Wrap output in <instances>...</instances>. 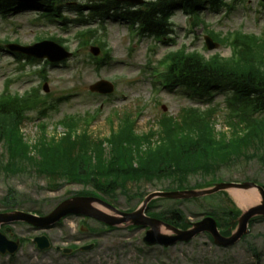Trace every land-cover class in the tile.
Here are the masks:
<instances>
[{
	"label": "rangeland",
	"instance_id": "374dc122",
	"mask_svg": "<svg viewBox=\"0 0 264 264\" xmlns=\"http://www.w3.org/2000/svg\"><path fill=\"white\" fill-rule=\"evenodd\" d=\"M224 1L228 4L234 2V0ZM242 1H244L243 4H236V7L230 11L227 7L220 10H214L210 6L204 8L201 14L204 23L200 24L194 21V18L190 19L187 17L188 15L178 11L173 18L175 32L173 34L175 40L173 45H164L154 38L140 39L135 37L130 40V27L128 24L118 20L109 21L106 24V30L99 28L97 34L99 39H105L107 49L110 52L106 64L99 71L96 69V63L89 57L90 47L79 52L66 63L45 67L46 72L43 76H47L48 79L50 102L60 100L65 96H70V98L63 99L60 104L58 103L59 105L55 106L44 120L38 121L37 112L29 113L27 117L31 120L26 119L23 123L24 135L28 140H34L38 134L37 125L40 123L46 125L49 135L52 136L54 135L56 123L63 119L66 114H84L86 111L92 113L98 108H101V114L96 123L89 128L92 133L99 135V137L93 136L94 138H103L110 135L111 128L108 117H113L115 112L119 115L129 112L136 119V132L144 134L154 128L151 125L155 124L154 121L163 112L176 116L183 107L192 105L202 110L217 105L215 107V116L218 120L217 127L219 131L225 130L223 120L227 112L224 104L226 94L220 93L212 99L213 102L206 103L205 101L203 104H199V100H190L185 92L163 90L156 98V102H152L154 93L151 90L152 85L147 67L149 62L156 64L168 52L180 50L182 46H186L189 52L196 49L200 50L206 56L216 53L224 57L230 56L231 49L225 45L220 46L218 50L208 51L206 49L205 39L209 35L206 33L207 29L224 35L234 31L255 33L259 36L264 34V9H260V0ZM34 12L37 11L29 9L26 12L12 16V22L17 24V27L13 26V29L8 27L6 23H0V38H8L11 41L17 38L21 44H31L36 37H56L66 42L68 50L75 54L78 42L75 40L74 34L79 29L66 23L67 27L65 26L63 30L60 22L52 25L42 22L43 26L42 24L30 25L27 21L33 16ZM66 15L69 20L75 18L74 13L67 12ZM33 18L37 19L38 16L35 15ZM189 19L190 21H188ZM194 22L197 23V26L194 25ZM104 56V52H102L100 58H104ZM44 63L39 62L34 66L28 65L19 69L15 58L7 53H1L0 92H3L5 82L11 76L15 79L11 86L12 93L23 95L32 88L43 86L40 69L44 66ZM30 71L36 73L29 74ZM101 80L115 84L114 94L111 96H90V86ZM41 93L45 95L43 91ZM141 107H144V110L141 116H137ZM112 123L113 127L118 126V120H115V118ZM83 126L85 125L83 124ZM57 132L58 136L65 133L62 127H57ZM50 136H46V138L49 139ZM2 154L3 148L0 145V159ZM37 159L39 160V156H37ZM234 167L222 170L221 177L228 176L237 178V180L252 178L264 183V165L259 160L253 159L247 161L246 164L241 161L238 166ZM33 175L20 174L19 176L7 178H4L3 174L0 175V212L6 210L7 204L3 199L8 188L16 190L19 197H21L23 203L19 205L20 210L24 209L28 212L40 210L45 213L60 199L81 191L79 185H66L56 192H51L45 188L47 184L45 180L38 179ZM193 179L202 181L201 177ZM160 187L163 186L159 184L141 186V192L147 194L156 192V189ZM221 196L222 194H216L189 200L186 204L190 207L186 204L163 205L170 204L168 203L170 201L167 200H161L164 203H158V206L159 209L164 206L179 207L185 214L187 213L186 215L193 217L191 212L200 210L201 205L215 210L217 207L216 202ZM115 204L124 208H132L135 206L136 201L130 202L124 196H119ZM189 217L188 219H190ZM78 221V219L66 221L63 228L64 234L59 230L50 232L57 245L67 247L73 243L74 237L83 238L82 243L88 240L86 234L79 232V227H77L76 233L75 225L78 224ZM0 231L5 233L4 230H1V227ZM142 233L139 231L130 232L124 228L105 233L98 237L99 246L97 249L73 257H62L54 252L41 253L28 246L14 259L0 257V264H264V223H257L253 227L251 236L246 241L237 244L233 249L226 250L218 249L205 236L195 239L191 244L179 245L169 251H164L162 248L148 249L142 243ZM16 234L17 236L25 237L26 235L30 237L34 233L26 230L23 226H18ZM251 246L257 249V253L251 251Z\"/></svg>",
	"mask_w": 264,
	"mask_h": 264
},
{
	"label": "trees",
	"instance_id": "16d2710c",
	"mask_svg": "<svg viewBox=\"0 0 264 264\" xmlns=\"http://www.w3.org/2000/svg\"><path fill=\"white\" fill-rule=\"evenodd\" d=\"M87 1L106 6L107 11L125 10L115 0ZM198 3L201 0H160L146 4L129 17L142 22L147 31L160 37L169 31L170 11L185 7L190 12H196L201 6ZM236 46L238 58L235 60L219 56L206 60L198 53L176 54L168 76L173 84L204 93L222 86L231 88L236 102L243 107L241 116L248 123V128H262L263 123L253 119L252 115L264 112V39L241 36ZM22 108L27 109L23 102L18 105L0 104V143H4L13 164L16 162L18 167L27 165L39 170L49 181L59 178L67 181L77 179L85 185L92 183L101 192L111 189L114 182L125 183L129 179L208 175L217 170L224 158L239 152V144L225 146L213 141L210 118L196 116L179 124L163 121L166 143L156 151L149 149L147 153L141 152V142L134 135L133 125L126 123L109 142L110 159L103 160L101 148L97 146L94 153L98 161L94 163L87 157L91 146L86 134L77 137V134L70 133L63 142L52 147L45 142L39 148L25 143L20 133L21 120L25 117ZM73 138L81 142L74 144ZM76 151L83 153L75 155Z\"/></svg>",
	"mask_w": 264,
	"mask_h": 264
},
{
	"label": "bare ground",
	"instance_id": "6f19581e",
	"mask_svg": "<svg viewBox=\"0 0 264 264\" xmlns=\"http://www.w3.org/2000/svg\"><path fill=\"white\" fill-rule=\"evenodd\" d=\"M232 194L237 201V204L241 208H247L250 205H254L258 201V194L256 191H252L250 194L244 192L232 191Z\"/></svg>",
	"mask_w": 264,
	"mask_h": 264
},
{
	"label": "water",
	"instance_id": "95a60500",
	"mask_svg": "<svg viewBox=\"0 0 264 264\" xmlns=\"http://www.w3.org/2000/svg\"><path fill=\"white\" fill-rule=\"evenodd\" d=\"M135 1H137L136 3H142L143 0H135ZM195 195H197V194H188L187 197H191V196H195ZM171 196H172V195H166V197H171ZM172 197H175V195L172 196ZM87 202H89V201H87ZM70 205H71V203L64 204L63 206H61V207L56 211L55 215H56V216H60L63 212L70 210ZM72 207H73V205H71V208H72ZM72 209H75V208H72ZM97 215H98V214H97ZM98 216L102 218L101 215H98ZM26 219L29 220L28 218H26ZM243 228H245L244 225H243ZM209 229H210V231L213 233V235L215 236V238H216L217 240H219V236H218V233H217V229H216V226H215L214 223H211V227H209Z\"/></svg>",
	"mask_w": 264,
	"mask_h": 264
}]
</instances>
